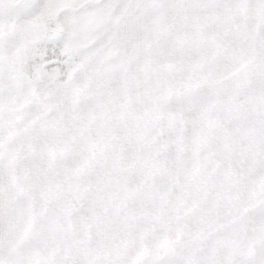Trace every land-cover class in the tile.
Returning <instances> with one entry per match:
<instances>
[{"label": "snow or ice", "instance_id": "obj_1", "mask_svg": "<svg viewBox=\"0 0 264 264\" xmlns=\"http://www.w3.org/2000/svg\"><path fill=\"white\" fill-rule=\"evenodd\" d=\"M0 264H264V0H0Z\"/></svg>", "mask_w": 264, "mask_h": 264}]
</instances>
